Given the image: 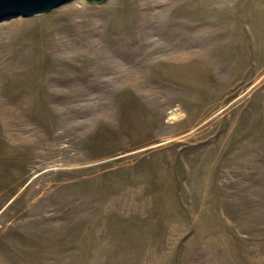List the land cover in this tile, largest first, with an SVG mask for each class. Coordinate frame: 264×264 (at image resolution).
Masks as SVG:
<instances>
[{
	"label": "rangeland",
	"instance_id": "obj_1",
	"mask_svg": "<svg viewBox=\"0 0 264 264\" xmlns=\"http://www.w3.org/2000/svg\"><path fill=\"white\" fill-rule=\"evenodd\" d=\"M0 264H264V0L1 21Z\"/></svg>",
	"mask_w": 264,
	"mask_h": 264
},
{
	"label": "water",
	"instance_id": "obj_2",
	"mask_svg": "<svg viewBox=\"0 0 264 264\" xmlns=\"http://www.w3.org/2000/svg\"><path fill=\"white\" fill-rule=\"evenodd\" d=\"M71 0H0V22L12 17L48 13Z\"/></svg>",
	"mask_w": 264,
	"mask_h": 264
}]
</instances>
